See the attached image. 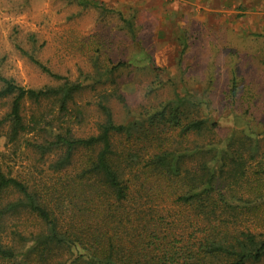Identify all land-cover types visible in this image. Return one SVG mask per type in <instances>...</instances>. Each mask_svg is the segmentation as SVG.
I'll use <instances>...</instances> for the list:
<instances>
[{
  "label": "trees",
  "instance_id": "1",
  "mask_svg": "<svg viewBox=\"0 0 264 264\" xmlns=\"http://www.w3.org/2000/svg\"><path fill=\"white\" fill-rule=\"evenodd\" d=\"M0 81V99L11 97L0 137L24 140L53 176L20 178L0 164L1 264H264L258 141L230 137L220 150L190 141L212 123L183 99L116 123L109 103L125 107L117 86L98 92L101 121L80 137L62 119L80 123L68 105L81 85L35 90ZM52 100L55 115L37 110Z\"/></svg>",
  "mask_w": 264,
  "mask_h": 264
},
{
  "label": "rangeland",
  "instance_id": "2",
  "mask_svg": "<svg viewBox=\"0 0 264 264\" xmlns=\"http://www.w3.org/2000/svg\"><path fill=\"white\" fill-rule=\"evenodd\" d=\"M0 78L35 90L81 85L68 105L80 123L62 119L80 137L101 121L98 92L122 93L124 108L109 103L116 123L183 99L212 123L190 141L220 150L248 137L264 160V0H0ZM10 102L0 99V117ZM38 109L53 116L57 104ZM0 164L20 178H53L24 140L0 137Z\"/></svg>",
  "mask_w": 264,
  "mask_h": 264
}]
</instances>
